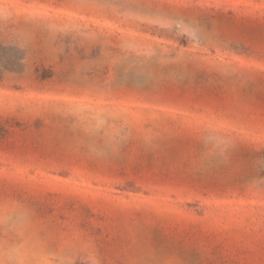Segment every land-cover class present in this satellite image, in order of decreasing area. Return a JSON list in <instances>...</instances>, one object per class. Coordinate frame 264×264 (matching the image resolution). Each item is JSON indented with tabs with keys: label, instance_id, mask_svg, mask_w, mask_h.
Returning a JSON list of instances; mask_svg holds the SVG:
<instances>
[{
	"label": "rangeland",
	"instance_id": "rangeland-1",
	"mask_svg": "<svg viewBox=\"0 0 264 264\" xmlns=\"http://www.w3.org/2000/svg\"><path fill=\"white\" fill-rule=\"evenodd\" d=\"M0 264H264V0H0Z\"/></svg>",
	"mask_w": 264,
	"mask_h": 264
}]
</instances>
